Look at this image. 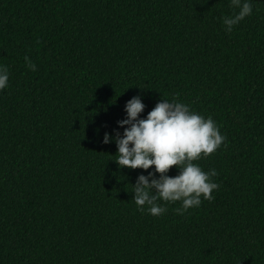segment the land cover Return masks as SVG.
Here are the masks:
<instances>
[{
    "label": "trees",
    "instance_id": "16d2710c",
    "mask_svg": "<svg viewBox=\"0 0 264 264\" xmlns=\"http://www.w3.org/2000/svg\"><path fill=\"white\" fill-rule=\"evenodd\" d=\"M251 3L229 33L230 0H0V264H264V0ZM138 94L142 118L176 98L219 126L226 141L196 161L217 170L214 199L137 209L154 166L121 168L102 141Z\"/></svg>",
    "mask_w": 264,
    "mask_h": 264
},
{
    "label": "clouds",
    "instance_id": "9594fccd",
    "mask_svg": "<svg viewBox=\"0 0 264 264\" xmlns=\"http://www.w3.org/2000/svg\"><path fill=\"white\" fill-rule=\"evenodd\" d=\"M229 6L238 10L222 18L224 30L230 33L252 15L253 5L251 0H230ZM24 59L30 71L37 70L30 57ZM7 87L9 71L0 65V91ZM145 107L139 94L129 99L124 106L125 118L117 121L123 133L116 131L113 136L105 132L102 141H115L118 156L114 160L121 168L148 170L154 166L133 184L132 199L137 209L159 217L167 212L165 204L180 202L175 211L183 215L198 208L202 200L214 199L213 190H218L219 185L212 178L218 175L217 170L205 172L196 161L210 156L226 141L219 126L211 116L193 111L176 98L158 101L142 118ZM173 166L178 174L170 176L167 173Z\"/></svg>",
    "mask_w": 264,
    "mask_h": 264
}]
</instances>
